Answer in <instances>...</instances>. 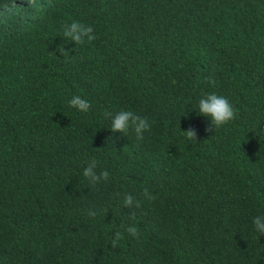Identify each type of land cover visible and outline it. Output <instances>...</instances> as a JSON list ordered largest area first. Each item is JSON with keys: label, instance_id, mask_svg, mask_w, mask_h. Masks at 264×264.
Wrapping results in <instances>:
<instances>
[{"label": "trees", "instance_id": "obj_1", "mask_svg": "<svg viewBox=\"0 0 264 264\" xmlns=\"http://www.w3.org/2000/svg\"><path fill=\"white\" fill-rule=\"evenodd\" d=\"M73 21L97 38H64ZM210 93L236 110L214 132ZM121 110L143 139L111 131ZM92 159L107 182L83 176ZM257 216L264 0H0V264H264Z\"/></svg>", "mask_w": 264, "mask_h": 264}, {"label": "clouds", "instance_id": "obj_2", "mask_svg": "<svg viewBox=\"0 0 264 264\" xmlns=\"http://www.w3.org/2000/svg\"><path fill=\"white\" fill-rule=\"evenodd\" d=\"M63 36L69 41H74L75 44H83L87 40L88 42L94 41L97 37L94 34L91 26H86L80 22L73 21L71 24L65 25ZM60 53L65 55L66 50L64 48L59 49ZM209 83H213L209 78ZM69 106L76 108L80 112H88L91 108V104L87 99L82 98L80 95H75L69 100ZM200 115L209 118L210 124L206 127V132H214L221 127L228 124L235 119L236 110L230 101L223 96H219L215 93L206 94L198 101V111ZM106 118H111L109 128L113 133L119 132L126 135L131 127L136 135L137 139H143L145 131H150V124L147 117H141L132 111L121 110L118 113L105 112ZM185 138L189 141H197V133L195 129L189 128L184 130ZM97 167V161L92 159L87 167L83 170V176L88 182L95 186L102 181L107 182L109 180V173L107 170L97 173L95 171ZM143 196L151 201L156 197L152 195L147 188L143 190ZM141 201L135 200L131 194L125 196L123 204L127 208H140ZM97 212L94 210L88 211L89 217H95ZM134 216V213L132 214ZM254 227L261 235L264 234V216H257L253 220ZM126 231L133 237H138L137 228L132 225L126 228ZM121 239V233L116 232L111 241L113 248L118 247L119 240Z\"/></svg>", "mask_w": 264, "mask_h": 264}]
</instances>
